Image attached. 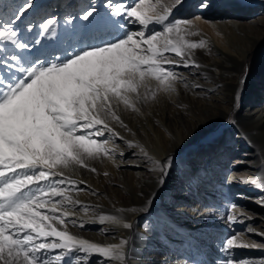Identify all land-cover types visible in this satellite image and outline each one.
<instances>
[{
    "label": "bare ground",
    "instance_id": "6f19581e",
    "mask_svg": "<svg viewBox=\"0 0 264 264\" xmlns=\"http://www.w3.org/2000/svg\"><path fill=\"white\" fill-rule=\"evenodd\" d=\"M122 2L127 8L132 0H33L22 21H13L21 43L37 42L48 18L58 22L49 32L54 44L27 60L63 56L83 38L98 43L128 30L162 29L112 15ZM24 3L0 0V24ZM157 3L171 9L168 21H191L195 34L186 39L203 41L191 52L199 67L174 69L173 91L149 79L135 111L113 101L127 127L112 120L110 125L122 140L109 136V155L64 170L76 182L66 194L78 203L66 205V223L55 226L117 251L105 257L56 250L45 254L50 264L56 255L63 257L60 264H264V0H149ZM89 5L103 17L102 27L85 30L86 22L76 18ZM27 49L0 41V57L8 60ZM166 157L172 159L161 175ZM84 183L90 190H81ZM232 237L249 247L227 249Z\"/></svg>",
    "mask_w": 264,
    "mask_h": 264
},
{
    "label": "snow or ice",
    "instance_id": "6c2138e0",
    "mask_svg": "<svg viewBox=\"0 0 264 264\" xmlns=\"http://www.w3.org/2000/svg\"><path fill=\"white\" fill-rule=\"evenodd\" d=\"M32 7L33 0H25L12 20L0 24V41L21 49L29 47L19 41V29L13 21H22ZM170 13V8L149 4V0H132L127 8L122 2L114 6L112 15L133 18L126 23L138 21L145 28L159 24L162 29L128 30L98 43L83 38L55 60L37 58L27 67H19V75L0 78V264H50L45 254L56 250L69 255L80 250L105 257L116 253L114 248L90 244L55 226L66 223V205L78 203L66 194L76 182H69L64 170L87 167L88 160L109 155V136L122 140L110 125L112 120L127 127L113 101L135 111L140 89L149 79L158 81L164 91H173L177 81L174 69L199 67L191 52L202 47L203 41L186 39L195 34L190 31L191 21H168ZM76 18L86 22L85 30L105 23L93 5ZM57 22L48 18L41 27L52 32ZM119 27L123 30L125 24ZM169 53L180 59H171ZM15 59L13 56L12 61ZM9 63L7 57H0V67ZM195 88L204 90L200 85ZM171 159L166 157L161 162V175ZM81 190L90 189L84 183ZM123 227L131 225L125 223ZM234 246L249 247L246 243L237 245L236 237L227 239V249ZM62 259L56 255L55 264Z\"/></svg>",
    "mask_w": 264,
    "mask_h": 264
},
{
    "label": "rangeland",
    "instance_id": "374dc122",
    "mask_svg": "<svg viewBox=\"0 0 264 264\" xmlns=\"http://www.w3.org/2000/svg\"><path fill=\"white\" fill-rule=\"evenodd\" d=\"M66 10V9H65ZM50 11V9L48 10V12ZM81 11V10H80ZM79 11V12H80ZM76 12V11H75ZM43 35H44V37H43ZM47 37V38H46ZM42 38V39H41ZM51 40V41H50ZM44 41H46V42H44ZM54 41H55V37H54V34L53 33H49V32H42V35L40 36V39L37 41V42H35V43H33V44H31V45H29V47H28V49H27V52L25 51H21V53L19 54L18 53V51H17V53L16 54H14V56L16 57L17 56V58L15 59V61H12L11 59L10 60H8V58H7V60L8 61H11V63H9V64H6L4 67H0V69H1V71H0V78H4V77H9L10 75L12 76L14 73H16V75H19V72L17 71V69H18V67H21V66H23V67H27L29 64H30V60H27V57H31V53H32V55L33 56H39V57H41V56H43L44 54H45V49H47L48 47H51V45H53L54 44ZM41 42V43H40ZM43 42V43H42ZM37 43H39V44H37ZM50 43V44H49ZM35 44H37V45H35ZM50 46H49V45ZM40 45V46H39ZM45 45V46H44ZM35 46H37V47H35ZM31 47V49L29 50V48ZM35 47V48H34ZM40 47V48H39ZM44 47H46V48H44ZM40 50H39V49ZM33 49V50H32ZM42 51V52H41ZM68 51V50H67ZM65 52L66 51H64V52H62L61 53V55H65ZM70 52V51H69ZM26 53V54H25ZM42 53V54H41ZM41 54V55H40ZM57 53H54V55H50L49 56V60H55V59H57L58 57H61V56H59V54H57ZM19 55H21V56H19ZM25 56V57H24ZM57 58H56V57ZM19 59V60H18ZM28 61H29V64H28ZM16 63H18V64H16ZM19 65V66H18ZM25 65V66H24ZM18 66V67H17ZM12 67H13V69H12ZM8 68V69H7ZM248 68L249 67H247V66H245V68H244V71H245V73L248 71ZM4 70H6V71H4ZM9 70V71H8ZM3 71V72H2ZM7 73H8V75H7ZM2 74V75H1Z\"/></svg>",
    "mask_w": 264,
    "mask_h": 264
}]
</instances>
